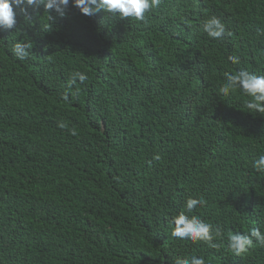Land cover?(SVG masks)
Here are the masks:
<instances>
[{"label":"trees","instance_id":"1","mask_svg":"<svg viewBox=\"0 0 264 264\" xmlns=\"http://www.w3.org/2000/svg\"><path fill=\"white\" fill-rule=\"evenodd\" d=\"M39 12L0 29V264H264V248L236 256L169 225L203 195L193 214L225 236L264 230V174L251 167L264 117L218 92L229 55L264 74V0H162L146 22L70 7L51 27ZM210 15L231 35L200 32ZM25 36L19 61L10 49ZM72 71L88 76L78 95Z\"/></svg>","mask_w":264,"mask_h":264},{"label":"clouds","instance_id":"2","mask_svg":"<svg viewBox=\"0 0 264 264\" xmlns=\"http://www.w3.org/2000/svg\"><path fill=\"white\" fill-rule=\"evenodd\" d=\"M161 3L162 0H0V29H15L17 15L23 17L25 24H31L33 18L39 16L41 9L52 27L58 18L66 16L70 7L89 18L102 12L104 18L108 19L119 17L146 22V14L158 8ZM48 31L45 26V32ZM199 31L214 41L231 35L227 32L225 23L216 15L205 18L199 25ZM15 32L19 35V30ZM32 47V42L25 36L23 40L15 39L10 51L16 60L25 61L32 55ZM227 61L237 67L233 71L223 73V83L218 88L219 94L223 97L239 94L244 98V112L264 117V74L239 67L241 59L238 55H229ZM87 79L86 73L72 71L67 84L69 88H75L74 94L78 95L80 89L76 87L77 83L84 84ZM64 99H68L67 94ZM59 127L66 126L61 123ZM153 159L159 160L160 155L154 154ZM251 167L256 173L264 174V153L251 161ZM206 204L207 200L203 195L198 198L191 195L185 197L183 210L170 218L171 236L193 243L202 242L211 249H219L221 243L218 241H226L225 246L236 256L245 255L256 247L264 248V230L259 227L249 228L247 232L229 230L225 236L220 226L193 214ZM173 264H206V261L203 256L189 255L176 257Z\"/></svg>","mask_w":264,"mask_h":264}]
</instances>
